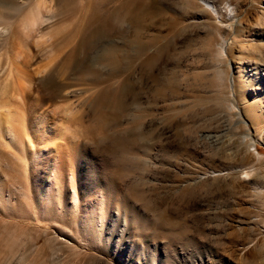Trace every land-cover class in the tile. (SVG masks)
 <instances>
[{
    "label": "rangeland",
    "instance_id": "obj_1",
    "mask_svg": "<svg viewBox=\"0 0 264 264\" xmlns=\"http://www.w3.org/2000/svg\"><path fill=\"white\" fill-rule=\"evenodd\" d=\"M209 1L217 12L203 0H0V115L26 118L38 161L24 168L0 147V264H264V0ZM94 4L141 6L146 50L116 76L105 40L66 65ZM122 25L115 42L133 53L134 25ZM48 73L64 87L40 104ZM122 82L126 116L105 132L131 138L140 114L128 170L96 130L97 91Z\"/></svg>",
    "mask_w": 264,
    "mask_h": 264
},
{
    "label": "bare ground",
    "instance_id": "obj_2",
    "mask_svg": "<svg viewBox=\"0 0 264 264\" xmlns=\"http://www.w3.org/2000/svg\"><path fill=\"white\" fill-rule=\"evenodd\" d=\"M204 3L207 5V8L209 7L212 11L217 12L215 6L209 1V0H203ZM9 5V4H8ZM10 5H13L10 4ZM129 4H123L121 6L123 7H127L124 10V13H119L118 11V7L120 6V4H94L92 11L90 13L88 22L86 21V25L83 26V28L81 30H79V36H78V40L75 43V46H73L70 51L68 52V56L69 59L67 60V67L69 65H71V63H76L78 60V57L80 54L85 53L86 51L90 50L98 41L100 40H105L106 44L103 45V47L101 46V60L105 59V60H109V64H111L110 66H113V76L115 74H119V70H121V65L122 64H126L128 66V64H130L131 60H133V57L139 56L144 54L145 50H146V44L142 43L138 37L137 34V27L139 26V22L141 21V16L139 14V12L137 11H141L139 8L141 7L140 4H133V6L129 5ZM17 6V5H16ZM6 7V6H5ZM58 7V6H57ZM133 7V10L130 8ZM15 9V5L13 7ZM18 8V7H17ZM59 8V7H58ZM57 8V9H58ZM20 9V8H19ZM46 9V10H45ZM53 9L52 7H47L45 6V4L39 3L36 5V12L38 16L43 17L45 11L49 14L53 13ZM129 9V10H128ZM59 10V9H58ZM229 10V9H228ZM233 7L230 9V11H233ZM17 11V9H16ZM32 11V10H31ZM56 11V10H55ZM54 11V12H55ZM123 11V10H122ZM34 12V11H33ZM32 12V13H33ZM214 12V13H215ZM7 13V11H6ZM30 13V12H29ZM35 13L33 15H35ZM11 14V13H10ZM28 15V14H27ZM47 15V14H46ZM53 15V14H51ZM49 15L47 18H51L53 16ZM29 17V15L27 16ZM46 17V16H45ZM8 18V16H7ZM39 18V17H38ZM44 18V17H43ZM28 19V18H27ZM33 19V18H32ZM24 20V19H23ZM22 20V23H24ZM47 20V19H46ZM38 21V20H37ZM36 21V22H37ZM125 21H128L132 24V30L130 35H129V42L131 44H135L136 46V51L132 50L131 52L126 48L121 50L120 47L116 44L115 39L117 37L120 36H124L126 35V33L128 32V27H125L122 25V23ZM36 22L34 24H36ZM33 23V22H32ZM27 24V23H26ZM31 24V23H28ZM23 25V24H22ZM129 26V25H128ZM27 27V26H26ZM39 27V26H38ZM40 28V27H39ZM131 29V27H130ZM46 33V32H45ZM78 34V33H77ZM43 36V35H42ZM127 37V36H124ZM143 39V38H142ZM128 44V43H127ZM130 47V46H129ZM134 47V46H133ZM134 49V48H133ZM98 53V52H97ZM134 55V56H133ZM95 60V59H94ZM80 63V62H79ZM84 64V63H83ZM89 64V63H88ZM124 64V65H125ZM86 66V65H85ZM89 67V66H88ZM132 67V65H131ZM131 67H128L131 68ZM1 68V66H0ZM103 68V67H102ZM151 66L146 67L143 69L145 75L148 74L149 76H152L153 74H151ZM16 70H13L11 67H9V71L7 72V75H5V81H8V79H12V84L16 85V89H18V85H20L22 83V79H21V73L19 72V70H17V67H15ZM21 69V67H20ZM82 70V69H81ZM85 70V69H84ZM102 70V69H101ZM87 71L89 73L92 74V81H97L98 80V72L92 67V68H87ZM99 71V70H98ZM112 73V71L110 72ZM103 74V73H101ZM87 75V74H86ZM105 75V74H104ZM144 74H142L143 76ZM100 76V74H99ZM103 76V75H102ZM101 76V77H102ZM108 76V75H107ZM111 76V74H110ZM111 76V77H113ZM116 76V75H115ZM141 76V77H142ZM148 76V77H149ZM25 77V76H24ZM86 77V76H85ZM106 77V76H105ZM154 77V76H153ZM129 78V77H128ZM21 79V80H20ZM79 79V78H78ZM85 80V79H84ZM88 80V79H87ZM103 80V79H102ZM155 80V79H154ZM21 81V83H20ZM24 81V80H23ZM40 85L43 86L46 91L44 93V95H42L41 97H39V103L43 104L46 101H51L54 99V97L56 96V94H58V92L64 87L63 84H61L60 82H58L57 77L54 73H48L45 75V77H43L42 80H40ZM61 81V80H60ZM64 81V80H63ZM14 82V83H13ZM84 82V81H83ZM86 82V81H85ZM88 82V81H87ZM126 82V81H124ZM128 82V80H127ZM137 82V81H136ZM26 83V81H25ZM95 83V82H94ZM123 83V82H122ZM118 84L115 85L114 87H107V88H102L99 89L96 93V99H95V106L98 107L100 109L99 112V118H98V123L96 126V130L101 133L103 135V138L101 139L103 141V139L108 140L106 144L107 145V150L109 151V153L116 155L119 154L115 159L117 160L116 162L119 165H122L123 167H125L127 170L128 169H134L133 167H136V165H140L138 162L140 160H137L136 157H134L132 154L133 152H135V148L137 143L139 142V139L136 138L135 136L137 135V137L140 135L139 131H136L138 129V127H136V124L138 123V120L141 119L140 114H131L132 117L130 118L129 124L130 126H128L132 132V137L128 138L127 136V131L125 129V135L122 134H108L105 132L106 127L110 126V118H113L114 120L117 117H124L125 118V114L127 112L128 109V104L125 100L127 94H128V87L126 85V83L123 84ZM90 84V83H89ZM109 84V83H107ZM111 84V83H110ZM162 84V83H161ZM106 85V84H105ZM137 85V84H136ZM14 86V85H13ZM26 87V84L24 85ZM108 86V85H106ZM130 87V86H129ZM160 87V86H159ZM7 88V87H6ZM14 89V87H13ZM19 89H21L19 87ZM18 89V90H19ZM32 89V88H31ZM39 89V88H38ZM3 90V89H2ZM7 90V89H6ZM10 90V89H9ZM26 90V89H25ZM25 90H23V92H25ZM29 90V89H28ZM37 90V89H36ZM41 91V89H39ZM131 90V88H130ZM17 91V90H12ZM135 91V90H134ZM1 92V91H0ZM19 92V91H18ZM33 92V91H32ZM42 92H44L42 90ZM62 92V91H61ZM6 93V92H5ZM60 93V92H59ZM133 93V92H132ZM136 93V92H135ZM7 94V93H6ZM11 94V93H10ZM9 94V95H10ZM13 94V93H12ZM15 94V93H14ZM25 94V93H24ZM33 94V93H32ZM2 95V94H1ZM4 95V93H3ZM17 95V94H16ZM38 95V94H36ZM136 95V94H135ZM39 96V95H38ZM63 96V95H62ZM6 97V96H5ZM18 97V96H17ZM66 97V96H64ZM3 98V97H2ZM11 98V97H10ZM13 98V97H12ZM16 99V96H15ZM23 99V98H22ZM128 99V98H127ZM136 99V98H135ZM7 100V99H6ZM10 100V99H9ZM55 100V99H54ZM26 101V100H25ZM36 102V101H35ZM26 103V102H25ZM49 103V102H48ZM18 104V103H17ZM34 104V103H33ZM38 104V103H37ZM137 104V103H136ZM24 103H23V107H24ZM36 105V104H35ZM21 106V108H22ZM30 107V103L29 105H27L26 107H24V111H26L27 113V108L31 109ZM34 107V106H33ZM23 109V108H22ZM36 109V108H35ZM68 109H70L68 107ZM93 109V108H92ZM64 110V109H63ZM67 111V110H66ZM97 111V109H96ZM23 112V111H22ZM1 113V112H0ZM30 113V112H28ZM32 114V113H31ZM95 114H97L95 112ZM9 115V113H8ZM28 115V114H26ZM13 116V115H12ZM11 114L9 115V118L7 119H3L2 116L0 115V147L2 148V146L6 147V146H12L14 148V150L16 152H18V155H15L18 159H20V162L22 163V165L24 166V168H26L28 166L29 163L33 162L38 163L37 161V157L35 155V152H33V143H32V136H29L26 133V128H25V123L27 122L26 118H22L17 119V126H13V123H10V117H12ZM109 116V117H108ZM20 117V116H19ZM28 117V116H27ZM13 118V117H12ZM11 118V119H12ZM109 118V119H108ZM14 119V118H13ZM28 119V118H27ZM127 119V117H126ZM113 120V121H114ZM14 121H16L14 119ZM112 122V121H111ZM115 123V122H114ZM15 124V123H14ZM95 124V123H94ZM93 124V127H95V125ZM112 124V123H111ZM114 125V124H113ZM112 126V125H111ZM118 126V125H117ZM126 126V125H125ZM128 128V129H129ZM93 129V128H92ZM94 129V131H95ZM122 129V128H119ZM118 129V130H119ZM107 130V129H106ZM116 130V129H115ZM96 131V132H97ZM124 131V130H123ZM122 131V132H123ZM120 132V131H119ZM130 132V131H129ZM118 133V132H117ZM123 133V134H125ZM142 135V134H141ZM100 137V136H98ZM140 138V137H139ZM138 141V142H137ZM7 148V147H6ZM251 149L253 150V148L251 147ZM33 150V151H32ZM135 150V151H134ZM32 153L33 159H29V154L30 152ZM112 155V156H113ZM138 156V155H137ZM3 157V152L0 150V158ZM139 157V156H138ZM40 162V161H39ZM115 164V163H114ZM0 167H2L0 165ZM120 168V167H118ZM137 168V167H136ZM135 168V169H136ZM124 169V170H126ZM25 170V169H24ZM1 171V168H0ZM119 171V170H118ZM55 175L54 177H56V179L59 177V173L58 171H54ZM125 172V171H124ZM1 173V172H0ZM126 173V172H125ZM123 174V173H122ZM128 173H126L127 175ZM29 175V174H28ZM119 176V175H118ZM121 176V175H120ZM125 176V175H124ZM123 176V177H124ZM128 178V177H127ZM58 180V179H57ZM1 178H0V183H1ZM5 191V189L0 188V194H3Z\"/></svg>",
    "mask_w": 264,
    "mask_h": 264
}]
</instances>
